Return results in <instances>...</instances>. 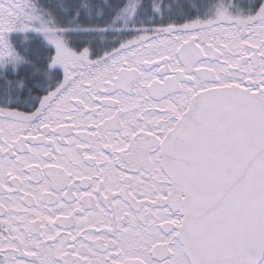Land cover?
<instances>
[{
    "label": "snow or ice",
    "instance_id": "snow-or-ice-1",
    "mask_svg": "<svg viewBox=\"0 0 264 264\" xmlns=\"http://www.w3.org/2000/svg\"><path fill=\"white\" fill-rule=\"evenodd\" d=\"M0 264H264V0H0Z\"/></svg>",
    "mask_w": 264,
    "mask_h": 264
}]
</instances>
